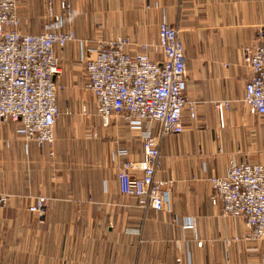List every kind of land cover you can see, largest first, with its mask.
I'll return each instance as SVG.
<instances>
[{
  "label": "crops",
  "instance_id": "1",
  "mask_svg": "<svg viewBox=\"0 0 264 264\" xmlns=\"http://www.w3.org/2000/svg\"><path fill=\"white\" fill-rule=\"evenodd\" d=\"M16 12L21 33L74 39L54 48L62 89L53 145L0 123V264H264V241L244 239L243 219L211 203L209 182L231 163L264 164V116L241 101L251 74L242 50L258 43L264 0H17ZM161 21L178 29L195 117L159 142L155 177L166 181L167 200L157 211L120 193L117 172L143 159L141 138L118 118L103 125L81 57L119 36L142 52L157 43ZM143 128L156 135L158 125ZM40 195L42 215L29 211Z\"/></svg>",
  "mask_w": 264,
  "mask_h": 264
},
{
  "label": "built area",
  "instance_id": "2",
  "mask_svg": "<svg viewBox=\"0 0 264 264\" xmlns=\"http://www.w3.org/2000/svg\"><path fill=\"white\" fill-rule=\"evenodd\" d=\"M16 9L17 0H0V123L16 122L25 141L51 147L61 112L57 94L62 89L54 80L59 69L54 48L64 47L74 37L59 31L21 33ZM61 11L69 12L66 2ZM54 20L60 22V16L54 15ZM257 38L255 46L242 50V62L251 74L241 101L251 113L264 116V27ZM129 45L128 36L98 42L93 58L81 57L83 71L103 125L121 118L141 138L143 159L127 161L117 172L120 193L160 211L167 196L166 181L155 177L161 168L159 142L180 133L185 116L194 119L195 103L185 94L187 70L176 25L161 21L157 43L143 46L142 52L130 53ZM149 49L158 53V59L148 55ZM221 107L219 103L217 109ZM144 122L156 123L157 134L145 130ZM209 182L211 203L219 204L224 215L243 219L244 239L264 241V164L231 163ZM4 200L0 197V202ZM46 202V197L38 196L29 211L42 215Z\"/></svg>",
  "mask_w": 264,
  "mask_h": 264
},
{
  "label": "rangeland",
  "instance_id": "3",
  "mask_svg": "<svg viewBox=\"0 0 264 264\" xmlns=\"http://www.w3.org/2000/svg\"><path fill=\"white\" fill-rule=\"evenodd\" d=\"M116 119V118H115ZM118 119H120L121 121H122V119L121 118H118ZM123 122V121H122Z\"/></svg>",
  "mask_w": 264,
  "mask_h": 264
}]
</instances>
